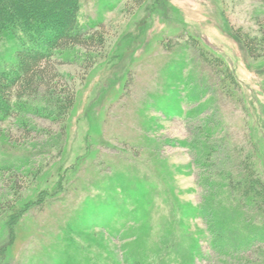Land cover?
<instances>
[{
	"label": "rangeland",
	"instance_id": "1",
	"mask_svg": "<svg viewBox=\"0 0 264 264\" xmlns=\"http://www.w3.org/2000/svg\"><path fill=\"white\" fill-rule=\"evenodd\" d=\"M165 2L161 10L159 0H81V26L99 30L104 45L76 46L58 60L75 90L68 114L26 113L27 136L0 121V167L11 168L0 171V246L13 236L0 264H131L128 254L146 264H264L259 211L218 210V233L207 218L182 214L204 196L205 167L190 143L211 142L213 173L230 171L224 154L236 162L252 148L264 175V56H249L234 31L262 29L264 0ZM189 36L225 60L239 89H223L184 45ZM171 38L180 44L166 49ZM17 46L0 50L2 68ZM162 232L165 261L153 256Z\"/></svg>",
	"mask_w": 264,
	"mask_h": 264
},
{
	"label": "trees",
	"instance_id": "2",
	"mask_svg": "<svg viewBox=\"0 0 264 264\" xmlns=\"http://www.w3.org/2000/svg\"><path fill=\"white\" fill-rule=\"evenodd\" d=\"M165 1L159 0L161 10L165 9ZM80 9L81 0H0V50L9 43L18 45L15 47L14 56L10 59V63L12 62L10 66L7 68L0 66V121L13 120L25 136L30 133L31 129H34V125L26 117V113L56 121L58 117L68 114V109L75 100V90L67 85L66 74L59 69L60 62L58 60L63 58V54L76 46L88 51L95 45H104V36L99 30L93 26L90 29L81 26ZM261 28L254 34L244 32L242 29L234 30L249 56L253 58L264 56V26L262 25ZM173 40H166V49L173 48L177 43L180 44L177 38L176 40L179 42L175 43ZM184 45L187 48H192L196 57L207 63L216 75H220L218 83L223 89L227 86L230 87L231 84L235 89L241 87L225 60L207 49L198 38L189 36ZM184 61L181 63L182 66L185 64ZM227 91H229V95L233 94L231 88H228ZM207 128L210 129L209 124ZM214 129L216 131L218 128L214 126ZM200 130L202 128L199 129V132ZM11 140L13 139L11 138ZM219 141L222 145L226 143L224 137H220ZM196 145L190 143L189 147L197 150L196 163L198 162L202 169L205 167L198 177L204 190L203 204L183 205L184 212L182 214L186 215L187 213L189 216L207 218L210 221V229L212 224V231L217 233L218 231L214 228L220 223L217 222L216 225L214 216L218 217V210H221L223 215L230 214V212L236 214L237 211L241 214L243 210H257L264 217V175L258 168L252 148L248 153H245V149L242 147L240 158L238 157L236 162L234 157H230L229 151V156L224 154L229 167H232L226 173L217 170L222 178L215 180L217 173L208 169L212 166L211 164L207 165L209 156L215 151L213 145L211 142H207L205 147H195ZM220 148L222 149V147ZM1 170L6 172L11 168L9 166L0 167ZM45 192L42 190L38 200L34 203H40ZM141 194L142 192H139L138 196ZM110 202H112L111 199ZM30 205L31 202H27L25 207L22 206L18 210V215H15L16 212L11 210L10 218L16 220L20 213L22 214ZM113 206L117 207L114 203ZM13 220H10V224H13ZM11 232L13 234L14 230ZM263 237L261 232L256 235V239ZM157 238L160 242H157L153 256L155 259L165 261L166 256L162 250L169 248V242H166L165 232L160 233ZM12 239L13 236L5 246H0L2 257L6 251L5 247L11 246ZM126 257L133 259L130 261L131 264H146L142 260L146 257H132V254H128ZM185 261L183 264H194L195 262L193 260Z\"/></svg>",
	"mask_w": 264,
	"mask_h": 264
}]
</instances>
